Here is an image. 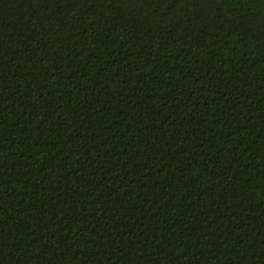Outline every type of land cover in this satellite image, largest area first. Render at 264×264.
<instances>
[{"label":"trees","instance_id":"16d2710c","mask_svg":"<svg viewBox=\"0 0 264 264\" xmlns=\"http://www.w3.org/2000/svg\"><path fill=\"white\" fill-rule=\"evenodd\" d=\"M0 264H264V0H0Z\"/></svg>","mask_w":264,"mask_h":264}]
</instances>
